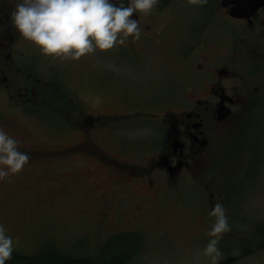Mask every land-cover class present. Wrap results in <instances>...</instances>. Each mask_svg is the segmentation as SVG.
<instances>
[{
  "label": "flooded vegetation",
  "instance_id": "flooded-vegetation-1",
  "mask_svg": "<svg viewBox=\"0 0 264 264\" xmlns=\"http://www.w3.org/2000/svg\"><path fill=\"white\" fill-rule=\"evenodd\" d=\"M17 2L0 0V127L29 153L25 165H60L86 155L118 166L122 176L141 177L139 186L153 199L186 176L212 203L221 195L223 179L214 177L220 166L231 198L261 186L264 4L242 12L232 8L244 0H156L150 13L132 14L140 20L138 41L128 38L73 60L46 56L20 36L11 21ZM155 64L162 70L152 74L147 69ZM109 81L117 106L100 92ZM135 102L147 106L139 109L145 117L133 115ZM138 118L161 121L162 131L133 137L131 130L108 127ZM108 177L130 185L127 177ZM107 189L98 197L104 219L113 194ZM147 202L131 205L129 225Z\"/></svg>",
  "mask_w": 264,
  "mask_h": 264
},
{
  "label": "rangeland",
  "instance_id": "rangeland-1",
  "mask_svg": "<svg viewBox=\"0 0 264 264\" xmlns=\"http://www.w3.org/2000/svg\"><path fill=\"white\" fill-rule=\"evenodd\" d=\"M154 66L155 69L149 67L147 70L152 74L162 70L160 64ZM92 81L95 83L94 79ZM100 92L107 102L117 106V89L112 88L110 81ZM133 104L141 106L142 102ZM129 105L118 107L127 109ZM154 108L158 109L160 105ZM160 122L136 119L127 123L120 120L108 127L124 130L137 124L141 127L135 126L129 134L141 137L150 129L161 132ZM144 124L151 126H142ZM29 125L34 129V123ZM140 157L142 161V155ZM101 161H104L102 157ZM69 162L73 165H67ZM107 163L109 165H102L95 158L78 155L60 165H25L19 173L0 180V223L14 238L13 252L22 258L39 257L43 262L44 254L57 252L68 258H87L102 264L104 257L112 254L113 241L127 238L122 247L124 253L130 254L127 264H209L203 248L211 238L209 229L215 217L209 215L208 208L220 202L231 228L219 238L222 253L219 263L235 258L227 264H264V240L256 237L264 226V167L260 175L263 191L258 192L261 186L257 185L238 200V197L231 199L229 196L228 176L223 174L220 166L214 177L223 179L219 186L221 195L215 196L208 206L206 193L186 176L177 183L168 182L161 195L153 199V193L148 195L139 186L141 177L132 180L131 176H122L118 166ZM109 172L123 180L129 178L130 185H115L108 177ZM211 178L207 175L206 181ZM107 188L113 194L108 198L109 213L101 223L103 207L98 197L107 192ZM115 194L127 202L118 210L112 202ZM136 200L148 202L139 209L138 218L132 221L134 224L129 225L131 205ZM123 208H126L125 215L118 218V211ZM119 226L126 230H118ZM238 245L244 255L237 250Z\"/></svg>",
  "mask_w": 264,
  "mask_h": 264
},
{
  "label": "clouds",
  "instance_id": "clouds-1",
  "mask_svg": "<svg viewBox=\"0 0 264 264\" xmlns=\"http://www.w3.org/2000/svg\"><path fill=\"white\" fill-rule=\"evenodd\" d=\"M155 4L156 0H18L11 21L20 36L42 54L75 60L124 45L128 38L138 41L142 29L139 18L132 14H148ZM18 143L0 127V180L19 173L30 159L28 152L17 147ZM209 215L215 220L203 255L209 264H219V238L230 231L231 225L220 202L212 206ZM13 251L14 238L0 223V264H6Z\"/></svg>",
  "mask_w": 264,
  "mask_h": 264
},
{
  "label": "trees",
  "instance_id": "trees-1",
  "mask_svg": "<svg viewBox=\"0 0 264 264\" xmlns=\"http://www.w3.org/2000/svg\"><path fill=\"white\" fill-rule=\"evenodd\" d=\"M257 233V232H256ZM136 236V235H135ZM133 237V236H131ZM258 239L261 237L262 240H264V226L260 230H258V233L256 235ZM126 239H123L120 242H116V239L112 243L113 246L110 248V252L112 253L108 257H104L102 264H127L128 258L130 257L129 252L124 253L122 251L123 244L126 242ZM260 242V240H259ZM240 243V241H239ZM110 247V245L107 247V249ZM245 247V246H244ZM260 247V246H259ZM237 250L240 251V254L244 255L242 247L238 245ZM245 251V250H244ZM48 251H46L47 253ZM45 260L43 262V259H38L34 257L30 258H22L19 255L15 254L13 252L11 258L6 262V264H9V262H12V264L21 262H28L29 264H96L91 259L87 258H68L64 254L61 253H47L44 254ZM235 260V258L227 259L225 261H222L219 264H227L228 261Z\"/></svg>",
  "mask_w": 264,
  "mask_h": 264
},
{
  "label": "water",
  "instance_id": "water-1",
  "mask_svg": "<svg viewBox=\"0 0 264 264\" xmlns=\"http://www.w3.org/2000/svg\"><path fill=\"white\" fill-rule=\"evenodd\" d=\"M225 1V0H224ZM225 4V3H224ZM264 4V0H244V3L237 7H235V11H243L244 8L247 10L255 9L257 6Z\"/></svg>",
  "mask_w": 264,
  "mask_h": 264
}]
</instances>
